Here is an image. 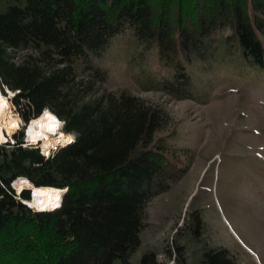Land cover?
I'll list each match as a JSON object with an SVG mask.
<instances>
[{
    "label": "trees",
    "instance_id": "obj_1",
    "mask_svg": "<svg viewBox=\"0 0 264 264\" xmlns=\"http://www.w3.org/2000/svg\"><path fill=\"white\" fill-rule=\"evenodd\" d=\"M124 35L135 39L128 64H138L144 88L174 98L202 101L197 62L230 57L264 70V0H0V90L16 93L25 123L50 109L75 136L49 157L23 145V129L0 144V264H171L154 250L131 261L148 205L186 159L155 139L169 119L159 105L102 88L104 56ZM19 176L66 188L61 204L33 210L32 189L12 186ZM165 254L190 264L178 241ZM202 263L237 264L224 247H206Z\"/></svg>",
    "mask_w": 264,
    "mask_h": 264
},
{
    "label": "rangeland",
    "instance_id": "obj_2",
    "mask_svg": "<svg viewBox=\"0 0 264 264\" xmlns=\"http://www.w3.org/2000/svg\"><path fill=\"white\" fill-rule=\"evenodd\" d=\"M135 43L133 36L124 35L108 49L109 76L102 88L125 90L159 105L169 119L155 139L182 151L186 172L148 205V224L131 261L154 250L159 259L174 264L165 249L178 241L190 264H203L206 247L227 248L237 264H264V70L230 57L218 67L214 59L197 62L191 72L202 101L174 98L144 88L138 64H128ZM9 100L23 128L25 121ZM18 128L10 133L5 127L8 135L1 144L15 142ZM27 146L43 150L41 142ZM196 212L203 220L199 238L193 233Z\"/></svg>",
    "mask_w": 264,
    "mask_h": 264
},
{
    "label": "bare ground",
    "instance_id": "obj_3",
    "mask_svg": "<svg viewBox=\"0 0 264 264\" xmlns=\"http://www.w3.org/2000/svg\"><path fill=\"white\" fill-rule=\"evenodd\" d=\"M11 91L14 92L13 90ZM7 99L9 101L8 106L0 109V142L6 141L7 139L8 134L4 130L5 127L7 128L8 132L12 133L20 126L19 118H17L11 110V102L9 97H7ZM45 112L52 113V115L55 116L60 122L58 131H48L47 124L50 123V121H48L45 117ZM37 121H39V123H37ZM42 124L44 127H41ZM62 124L63 122L55 115L52 110L45 109L41 115L28 122L26 132L27 139L32 143L39 144L41 142L43 146L42 153L46 154L50 151V149H52V147L58 146L59 144L65 145L72 141L74 134L65 132V130H63L61 127ZM14 185L18 191H20L25 186L31 187L32 192H34L35 195V198L31 201V206L33 208L36 207L37 209H52L58 207L61 204L63 194L66 191V188H58L54 186H36L25 177H19L16 179V181H14Z\"/></svg>",
    "mask_w": 264,
    "mask_h": 264
},
{
    "label": "snow or ice",
    "instance_id": "obj_4",
    "mask_svg": "<svg viewBox=\"0 0 264 264\" xmlns=\"http://www.w3.org/2000/svg\"><path fill=\"white\" fill-rule=\"evenodd\" d=\"M14 95H16L15 92H12L6 86H4V91L0 92V109L7 107L9 103L7 97ZM45 117L47 118L48 121H50V123L47 124L48 131L50 132L58 131L60 122L56 119V117L53 116L52 113L50 112H45ZM37 123H39V121H37ZM13 126H17V125H13ZM41 127H44V125L42 124Z\"/></svg>",
    "mask_w": 264,
    "mask_h": 264
},
{
    "label": "water",
    "instance_id": "obj_5",
    "mask_svg": "<svg viewBox=\"0 0 264 264\" xmlns=\"http://www.w3.org/2000/svg\"><path fill=\"white\" fill-rule=\"evenodd\" d=\"M74 140H75V136L73 137V139H72L71 142H73ZM71 142H70V143H71ZM68 144H69V143H68ZM19 177H20V176H19ZM19 177H17L16 179H18ZM16 179H14L13 182H12V186H13L14 188H16L15 185H14V181H16ZM25 188L31 189V187H25ZM30 192H31V191H30ZM34 198H35L34 192H31L30 199H34Z\"/></svg>",
    "mask_w": 264,
    "mask_h": 264
},
{
    "label": "built area",
    "instance_id": "obj_6",
    "mask_svg": "<svg viewBox=\"0 0 264 264\" xmlns=\"http://www.w3.org/2000/svg\"><path fill=\"white\" fill-rule=\"evenodd\" d=\"M10 99H11V101H12V98H11V97H10ZM25 138H26V141L23 143V145L26 144L25 146H27V145L29 144L30 141H28L27 137H25ZM1 143H2V142H0V144H1ZM57 147H58V146H57ZM57 147H55V149H56ZM55 149H54V148L51 149L50 153H47L46 156L49 157V155H50V154L53 152V150H55ZM171 264H173V263H171Z\"/></svg>",
    "mask_w": 264,
    "mask_h": 264
}]
</instances>
